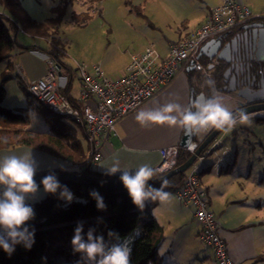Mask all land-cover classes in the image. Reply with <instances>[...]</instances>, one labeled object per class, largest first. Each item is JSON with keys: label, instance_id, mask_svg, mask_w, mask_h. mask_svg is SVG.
<instances>
[{"label": "trees", "instance_id": "1", "mask_svg": "<svg viewBox=\"0 0 264 264\" xmlns=\"http://www.w3.org/2000/svg\"><path fill=\"white\" fill-rule=\"evenodd\" d=\"M101 1L103 0H61L51 8L50 18L38 22L25 13L17 0H0V62H7L6 69L13 72L12 57L16 52L35 50L54 61L59 70L66 71L68 67L61 59L64 53L63 45L59 39H53V36L58 34V27L65 10L76 2L80 11L72 12L71 20L76 25H83L88 18V11ZM20 31L31 39L51 38V44H46L45 47L35 46V48L21 46L17 42ZM200 61L207 67V60L201 58ZM198 81L199 87L195 89V93L202 92L205 96H211L213 88L205 83L206 80L201 75ZM21 94L25 101L23 107L5 108L1 106L3 93L0 91V151L28 148L70 165L67 171H54L56 174L83 175L101 182L120 181L119 176H107L96 171L88 157L84 131L77 123L69 118L51 114L31 97L24 87L21 88ZM62 94L65 96V93ZM68 100L73 106L81 107L79 102L69 98ZM34 114L43 118L47 126L46 131H35L30 128ZM65 120H71L81 131L78 132ZM82 140L86 142V148L83 147ZM190 156L191 154L185 149L179 148L172 169L182 165ZM165 173H155L152 179ZM185 177L186 173L179 174L153 187L174 194L184 185ZM60 183L66 185L75 197L87 202L74 201L65 205L57 195L46 194L41 202L33 203L35 219L29 223L35 228V243L31 250H25L17 245L11 257L0 249V264H76L80 254H73L70 241L74 228L80 221L84 223L85 232L90 227L95 228L96 234L104 235L105 242L109 246L113 243H122L138 229L140 235L130 244V264H161L158 250L163 241V231L149 214L155 201L150 202L141 212L132 204L126 189H111L86 181H60ZM93 189L103 196L107 210L96 209L95 200L89 195ZM97 218H102V222H98ZM109 231L117 233L118 237H110ZM80 264L85 262L80 261Z\"/></svg>", "mask_w": 264, "mask_h": 264}, {"label": "crops", "instance_id": "2", "mask_svg": "<svg viewBox=\"0 0 264 264\" xmlns=\"http://www.w3.org/2000/svg\"><path fill=\"white\" fill-rule=\"evenodd\" d=\"M239 1L248 7L254 14L262 15L261 10L264 8V0ZM219 3L220 0L213 2L210 7H207V11L201 12L191 25L190 23L187 24L182 22L175 26L177 29H167L169 31L167 34L168 36L162 34L159 41H148L146 44H143L135 53H131L125 57L123 64L117 71H113L109 73V75L101 69L102 72L107 77L112 76L113 78L119 76L127 66L130 56L140 54L149 43L155 44L161 59L165 58L169 46L172 43L183 40L190 32L200 26L204 22L209 11L218 6ZM234 30L236 31V29ZM28 37L23 38L21 40L23 44L19 43V45L33 48L38 46L33 39L31 40V38ZM38 39L49 45L44 38ZM45 59L46 57H44L42 53L35 50L24 52L19 50L16 52L15 56L12 57V76H15L14 81L20 87V91L23 87V82H34L46 75L48 66ZM199 62L201 63L200 60ZM67 70L68 68L66 71L59 70L54 81L60 93H65L66 97L78 102L79 91L81 90L80 80L78 79L76 86L73 87L72 78L71 76L68 77ZM200 75V73L194 71L187 73L186 69H184L169 85L162 88L151 100L133 113L124 117L116 125V137L109 138L108 141H103L104 154L102 159L94 165L96 171L103 174L104 170L98 165L110 166L114 161H118L122 169H131L133 172L136 168L144 164H148L153 169H156L161 163L159 150L171 146H179L183 131L177 128H170L167 125H152L147 128H142L134 117L141 109L156 108L170 101H175L184 105L188 104L190 89H193L195 93V89L199 87L198 79ZM20 77L22 83L19 82ZM213 82L214 90L225 97L226 105L231 107L234 111L238 109L242 104V100L238 98L235 93L226 94L220 91L217 86V81L214 80ZM249 116L250 120L256 119L257 121L262 120V122H264V111ZM242 126L243 125H237L232 131L228 133L222 132L216 138L214 142L217 145L212 146L211 150H209L208 154L205 156L204 169L199 176V182L206 192L208 209L213 213L219 223V235L225 242L230 257L237 264H264V217L262 216L264 206L261 204V197L256 200L249 195V187L253 185L252 179L250 180L253 167L252 164H250L249 158H244L238 154L237 147L235 153L232 152L231 149L233 144L236 145L233 141L235 130ZM207 135L208 134L204 135L202 138L198 136V138L199 140H203ZM227 135L228 137L225 138ZM226 140L227 143H225ZM25 150L29 149L16 148L13 150L0 151V157L7 154H21ZM32 152L37 163V174L68 170L70 168L68 163L61 160L52 158L35 150H32ZM112 176H120V173L117 172ZM159 207L160 204L156 203L149 211V214L163 231V241L158 250V257L161 264L163 257H177L182 261V258H184L190 250L192 252L194 251V257L191 258L190 264H213V258L209 251V258H200L198 254L199 251L195 248L197 241L201 244L202 242L200 240V230L193 220L192 212L181 206V210L175 211V215L178 218H163L160 214ZM189 220L195 227V233L191 234L190 231L187 230V233H189L187 236L186 232L181 229ZM166 226L170 227V229H165ZM179 235H184L187 238L189 237L193 247L184 244V246L180 247L179 251L173 250L171 248L172 243L176 240L183 239L178 237ZM165 244L166 249L163 252L165 256H163L160 254V250ZM203 251L206 252L207 250L203 248ZM173 262L176 263V261L171 260V263Z\"/></svg>", "mask_w": 264, "mask_h": 264}, {"label": "built area", "instance_id": "3", "mask_svg": "<svg viewBox=\"0 0 264 264\" xmlns=\"http://www.w3.org/2000/svg\"><path fill=\"white\" fill-rule=\"evenodd\" d=\"M263 21L264 16L254 14L239 0H220L219 5L209 11L200 26L183 40L169 46L163 59L160 58L155 44L149 43L140 54L130 56L124 71L117 77L105 76L99 66L89 73L87 65L77 64L81 83L78 98L80 108L73 106L68 98L60 93L54 81L59 68L49 58L45 59L48 69L43 78L22 83L20 77L19 82L26 92L51 114L69 118L84 130L88 157L95 165L104 154L103 141L116 137V125L169 85L191 61H194V72L200 73L204 80H212L211 72L196 60L199 49L205 42L243 25ZM44 39L51 44V38ZM214 143L196 157L185 172L184 185L174 196L182 207L192 212L193 220L200 230L202 246L211 253L213 264H237L230 257L226 244L219 235V223L208 209L206 192L199 182L205 156L212 146L217 145ZM192 144L196 147L188 146L185 149L190 154L198 147V142L194 141ZM178 150L179 146L160 149L161 163L155 173L163 174L171 170L176 163Z\"/></svg>", "mask_w": 264, "mask_h": 264}, {"label": "rangeland", "instance_id": "4", "mask_svg": "<svg viewBox=\"0 0 264 264\" xmlns=\"http://www.w3.org/2000/svg\"><path fill=\"white\" fill-rule=\"evenodd\" d=\"M17 1L31 19L42 22L52 16L51 8L61 0ZM215 1L103 0L88 11V18L83 25H76L71 20V13L80 11L78 5L74 2L70 7L66 8L65 15L58 27V34L53 36V39H59L63 45L64 53L61 59L67 65L69 70L67 73L68 77L71 76L73 87H75L79 79L77 64L87 65V72L89 73L92 72L94 67L99 66L109 75V73L118 70L126 56L135 53L143 44L148 41H159L162 34L168 36V30L177 29L175 26L182 22L190 23L191 25L201 12L207 11V7H210ZM261 12L264 15V8ZM27 37L28 35L20 31L17 36V42L23 44L21 40ZM33 40L40 47L46 46V42L38 38ZM6 68L7 62H0V91L3 93L1 106L5 108L23 107L25 101L19 90L20 87L15 83V76H12V71L10 72ZM65 121L71 124L78 132L81 131L79 126L75 125L71 120ZM30 128L41 132L47 130L43 118L37 114L33 115ZM227 137L228 135L225 138ZM233 141L236 145L233 144L231 146L232 152L235 153L237 147L238 154L244 158H249L253 167L250 178L253 181V185L249 187V195L256 200L261 197V204L264 206V122H259L256 119L250 120L248 124H244L235 130ZM225 143H227V140ZM82 144L84 148L87 147L86 142L83 140ZM170 194L171 201L169 203L161 204L158 200L152 201V203L160 204L159 211L163 218H178L175 215V211L181 210L182 207L176 201L174 194ZM45 196L46 194H43L41 187L35 202H41ZM146 206H149V203ZM262 216L264 217V211ZM182 227L181 230H184L187 236L189 234L187 230L191 234L195 233V227L190 220ZM165 229H170V227L166 226ZM139 235L140 231L137 229L122 243H126L130 249L131 242ZM182 236L184 235L178 236L183 238L179 239L182 243L179 240L172 243L171 248L173 250L179 251L184 244L193 247L189 237ZM166 244L160 250V254L163 256H165L163 252L166 249ZM195 248L199 251L200 258H209V252L203 251V246L199 241H197ZM193 257L194 251L190 250L182 258V261L177 257H163L162 264H173L174 262L171 263V260L176 261L177 264H190Z\"/></svg>", "mask_w": 264, "mask_h": 264}, {"label": "clouds", "instance_id": "5", "mask_svg": "<svg viewBox=\"0 0 264 264\" xmlns=\"http://www.w3.org/2000/svg\"><path fill=\"white\" fill-rule=\"evenodd\" d=\"M205 83L213 88L211 96L203 94L190 100L186 105L170 101L156 108H145L137 112L134 119L142 128L152 125H167L170 128L181 129L188 137L189 147L193 136L203 137L213 130L228 133L237 125L250 122V116L241 109L235 111L226 105L225 97L214 90L211 79ZM107 176L120 173L119 180L126 189L132 204L143 211L146 204L159 201L167 204L171 201V194L162 188H155L148 182L154 177L156 170L144 164L133 171L122 169L118 161L110 166L98 165ZM37 163L32 150H25L21 154H7L0 157V249L11 257L16 246L31 250L35 243V228L29 223L35 219V210L32 203L42 187L43 194L57 195L65 205L74 201H87L75 197L74 193L62 185L56 173L44 175L37 183ZM67 171V170H65ZM95 200L98 211L107 210L103 196L93 189L89 193ZM102 222V218H97ZM110 237H118L112 231ZM73 254H80L79 260L85 264H130V249L126 243H113L110 246L105 242L104 235L96 234L93 227L84 231V223L77 222L73 237L70 241Z\"/></svg>", "mask_w": 264, "mask_h": 264}, {"label": "water", "instance_id": "6", "mask_svg": "<svg viewBox=\"0 0 264 264\" xmlns=\"http://www.w3.org/2000/svg\"><path fill=\"white\" fill-rule=\"evenodd\" d=\"M201 58L207 60V69L212 74V81H217L220 91L226 94L235 93L238 98L245 101V104L256 103L240 108L241 110L248 115L264 111V98H247L244 95L246 88L242 87L240 82V79L249 76L254 65L264 60V22L246 24L236 29V31L208 40L200 47L196 60ZM193 68L194 61H191L186 68V72H193ZM201 94L203 93L195 94L193 89H190L189 102ZM221 133V131L213 130L203 140H199L198 136H193L191 143L198 142V147L189 159L179 167L168 170L164 175L151 179L148 183L157 186L176 175L185 173L196 157L205 151ZM188 146V137L183 132L179 148L186 149ZM47 174L50 173L37 174L35 177L37 183ZM56 175L59 181H86L97 183L106 188L125 189L120 181L101 182L98 179L83 175Z\"/></svg>", "mask_w": 264, "mask_h": 264}, {"label": "flooded vegetation", "instance_id": "7", "mask_svg": "<svg viewBox=\"0 0 264 264\" xmlns=\"http://www.w3.org/2000/svg\"><path fill=\"white\" fill-rule=\"evenodd\" d=\"M240 82L241 86L246 88V90L244 91V95L247 98H264V60L263 62L254 65V68L252 69V71H250L249 76L243 77L242 80L240 79ZM252 104L256 103L254 102L245 104V101L242 100V104L239 106L238 109Z\"/></svg>", "mask_w": 264, "mask_h": 264}]
</instances>
